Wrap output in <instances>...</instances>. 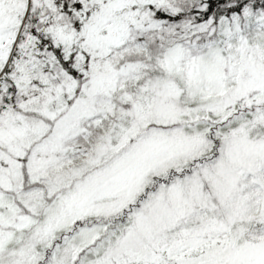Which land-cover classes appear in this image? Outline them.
I'll use <instances>...</instances> for the list:
<instances>
[{"label": "snow or ice", "instance_id": "snow-or-ice-1", "mask_svg": "<svg viewBox=\"0 0 264 264\" xmlns=\"http://www.w3.org/2000/svg\"><path fill=\"white\" fill-rule=\"evenodd\" d=\"M0 264H264V0H0Z\"/></svg>", "mask_w": 264, "mask_h": 264}]
</instances>
